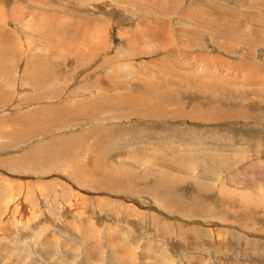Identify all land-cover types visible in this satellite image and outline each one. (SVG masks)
Instances as JSON below:
<instances>
[{
    "label": "rangeland",
    "instance_id": "rangeland-1",
    "mask_svg": "<svg viewBox=\"0 0 264 264\" xmlns=\"http://www.w3.org/2000/svg\"><path fill=\"white\" fill-rule=\"evenodd\" d=\"M0 264H264V0H0Z\"/></svg>",
    "mask_w": 264,
    "mask_h": 264
},
{
    "label": "bare ground",
    "instance_id": "bare-ground-1",
    "mask_svg": "<svg viewBox=\"0 0 264 264\" xmlns=\"http://www.w3.org/2000/svg\"><path fill=\"white\" fill-rule=\"evenodd\" d=\"M14 199V198H13ZM20 199H21V197H17V199L15 200L16 201V203H18V202H21L20 201ZM11 202V201H10ZM22 203V202H21ZM28 203V202H27ZM27 203H24L23 202V208H22V211H21V213H20V216H22L25 212H26V210L28 209V208H30L29 206V204H28V208L26 207V205H27ZM14 204V203H13ZM21 205V204H20ZM35 209V208H34ZM30 210V209H29ZM33 211V210H32Z\"/></svg>",
    "mask_w": 264,
    "mask_h": 264
}]
</instances>
